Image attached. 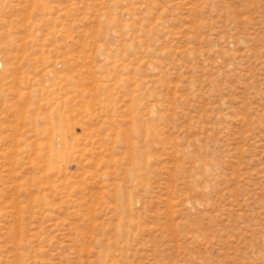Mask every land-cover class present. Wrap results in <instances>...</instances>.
Instances as JSON below:
<instances>
[{"label":"rangeland","instance_id":"374dc122","mask_svg":"<svg viewBox=\"0 0 264 264\" xmlns=\"http://www.w3.org/2000/svg\"><path fill=\"white\" fill-rule=\"evenodd\" d=\"M0 264H264V0H0Z\"/></svg>","mask_w":264,"mask_h":264}]
</instances>
